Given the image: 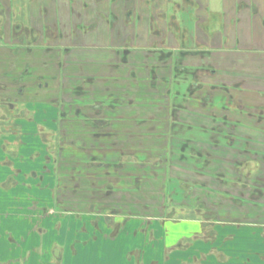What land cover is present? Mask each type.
Wrapping results in <instances>:
<instances>
[{
  "label": "crops",
  "instance_id": "crops-1",
  "mask_svg": "<svg viewBox=\"0 0 264 264\" xmlns=\"http://www.w3.org/2000/svg\"><path fill=\"white\" fill-rule=\"evenodd\" d=\"M14 5L0 0V104L22 106L23 133L44 140L47 126L63 146L54 144L59 153L49 162L29 163L21 153L34 154V140L22 141V168L2 160L18 142L1 107L0 134L9 136L0 142V264H48L37 250L57 244L48 237L56 193L64 197L61 215L80 213L73 250L67 243L57 256L65 264H264V0H221L220 8L184 0L171 9L168 0H38L27 22L15 20ZM181 12L192 21L186 27ZM86 77H94L90 86ZM175 99L188 102L179 117L189 123L172 120L159 137L157 118H173ZM91 101L100 108L84 105ZM171 138L183 141V152L172 145L166 155L154 145ZM121 153L138 159L116 164L123 174L114 175ZM154 156L180 162L166 176L137 172ZM5 165L28 179L6 187ZM94 222L104 234L96 238L99 256L78 236Z\"/></svg>",
  "mask_w": 264,
  "mask_h": 264
},
{
  "label": "rangeland",
  "instance_id": "rangeland-1",
  "mask_svg": "<svg viewBox=\"0 0 264 264\" xmlns=\"http://www.w3.org/2000/svg\"><path fill=\"white\" fill-rule=\"evenodd\" d=\"M12 1L15 4L14 5V12H15V17H16L15 20H17V17L20 18L19 20H21V19L26 20L29 17V15H28V13H29L28 8L30 9V11L32 10V12H33L34 10H36V5L38 6V0H12ZM168 1H169V3L171 5H168L166 7H168L169 9H171V8L175 7L173 5H176L177 3H179V4L182 5L184 0H168ZM220 1L221 0H214V3L217 4V6L219 8L221 7V6H219ZM16 3L21 4V6L19 7V5H16ZM32 4H33V6H32V9H31V5ZM178 12H180V11H178ZM185 14H187V13H185ZM185 14L183 12H181L180 13V16H179V17L184 18V19L186 18V20L181 21V26L182 27H186V26H188V23H192L191 20L188 21V17ZM26 22H27V20H26ZM217 23L218 22L214 19L211 22V24L210 23H207L206 26L209 27V26H212V24L213 25H217ZM96 68H98L96 70V72H99L100 71L99 70L100 67L96 66ZM119 71L120 72H124L122 69L119 70ZM112 73H114L113 68H112ZM89 78L90 77H86L85 78V84L87 86H90V84H91V80L90 79H93L94 77H91L90 79ZM97 78H99V77H97ZM176 97H178V96H176ZM115 100H119L118 103H121L122 102V100L120 98H118V97L115 98ZM173 102L174 103H172L171 106H172V108L174 107L173 108L174 109V116L173 115L171 116V117H173V118H171V120H170V116H169V115H171V112H169L167 114L165 113V116H163V117H161V116H159L158 118L156 117L158 119L157 125L159 127L164 126L163 128L161 127L163 130L162 131H159V133H158L159 137H160V135H161L162 132H164V131L165 132H168V126L169 125H172L174 122H175V124H180V125H187L189 123L188 122L189 121V117L188 116H185L184 117L182 115L181 116V119L179 117L180 116L179 115V108H182L184 110L187 109L188 108V102L186 100H183V99H181L180 101H176V99H175V101H173ZM179 104H180V106H179ZM164 106L165 107L168 106V102L167 101H166V103L164 102ZM1 107H2V110H4V112H5L4 115H6V119L10 120V124L13 125L12 128H14L15 129V132L17 133V134H15V139L18 142V144L16 143V144L12 145V147L15 148V151H9V152L4 151L5 155L3 156L2 160H4V161H6V159L7 160H11V161H13L15 163V167L22 168L18 164V161L21 160L22 158L21 157H18L17 153L20 151V148H21V145H22L21 142L22 141H28V140H34L33 143L35 145V149H34L35 151H34V154L33 153H28V152H25V151H23L21 153L22 156H24V157L27 158L25 162H29V163L32 162V163H34V160H31L33 157H37V158H35V163H38V161H37L38 159H44L47 162H49L50 161L49 160V157L52 156L54 158V157L57 156V154L59 153V151H58V149L55 148V146L60 149L63 145H62V143H59L58 142L59 141V137H58L59 134H57V132L53 128H49V127L45 126V130H44V132H45V139L44 140L42 138L43 135L42 134H37V132L35 133V130H33L31 133H23L24 131H23V128L21 127V124H23L24 121L26 119H28V117L27 116H25L23 118H19L18 117V113L21 110H24V109H21L22 106L16 105L15 107H17V109L15 111H13L14 108H12V107L10 108L8 105H6V103L4 105L0 104V109H1ZM21 120H24V121H21ZM172 120H174V122ZM180 125H178V126H180ZM177 130H178V128H177ZM177 130H175V132H177ZM185 130L186 131H183L184 134L182 133V135L187 136L189 133H188L187 129H185ZM97 134H98V137H103V138H105L106 136H110L108 134V132H101V133H97ZM97 134H95V135H97ZM177 135H181V134L179 133ZM8 136H9L8 133H4L3 132V134H0V142H1V140L3 141ZM63 138H64V136L61 135V139H63ZM86 138L90 139L91 138V133L90 134H87ZM94 138H96V137H94ZM99 140H101V139H99ZM156 140H157V137H155V140L154 141L157 142ZM186 140L187 139H185L184 141L187 142L188 140L187 141ZM167 141H169V139H167ZM74 142H75V140H74ZM90 142H92V141L91 140L86 141V145H89ZM182 142L183 141L180 142L179 139L173 140V138H171L170 139V142L168 143L169 145L166 143V139L163 142H160L158 144L156 143L154 145H158V147H162V148L164 146V149L166 151L165 154L166 155L167 154H170L171 155V154H173L172 153V147L174 145L180 147L181 148V152L184 151V147L185 146L182 144ZM80 143H82L83 145H85V143H83V142H80ZM54 144H55V146H54ZM168 146H171L170 147V150H169V147ZM167 148H168L169 151H167ZM62 150L64 151L66 149H62ZM88 150H86V151H88ZM161 150H163V149H161ZM96 152H98V150ZM70 153H72V152H70ZM182 154L183 153L180 154V156H181L180 159L183 158L182 157L183 156ZM184 154H186V153H184ZM150 155H151V152H150ZM85 156L89 158L88 160H90L91 157L89 155H87V153L85 154ZM112 157L115 158V154H112ZM136 157H138V156H136ZM141 158H142V156H141ZM167 159H168V162L167 163L165 162L163 168H159L158 170H155V168L153 166H154V163H155V160L156 159H152L151 160L152 161L151 162L152 164L147 165L146 166L147 169L144 168L142 165H140V166H138V169L140 171L137 170V172H142V173H147V174L148 173L157 172V173H160L161 175H164L165 174V176H166L167 173L171 171V166L174 164V162L175 161L180 162V160H178V158H176L175 156H169V157L167 156V157H165V160L166 161H167ZM63 160H64V162H69L70 163V162H73L74 159H72V158H65ZM88 160L86 162H88ZM91 160H93V159H91ZM97 160H99V161H106V159H104L103 157H100V159H97ZM40 162H43V161H40ZM116 162H117V160H115L114 163H112V164L114 165V164H116ZM89 165L92 167V164L89 163ZM54 167H55V165H54ZM113 167H114L115 170L112 169V172H114L112 174H114V175H121V174H123V172L121 170L115 168L117 166L114 165ZM46 168H48V166H46ZM70 168H71V165H70ZM5 169L10 173L9 179L7 181H5V183H7L6 184V187H12L13 188V187H15L17 181L24 180V182H25L26 179H28L27 178L28 175L26 174V172L24 174V170L22 172L23 173L22 176L19 177V174H20L19 172L20 171L14 169L13 167H10L9 165H7L5 167ZM168 169H170V171H168ZM104 171L105 170H102L103 173H104ZM160 174L158 176H160ZM150 175H154V174H150ZM29 177H31V175H29ZM62 181L60 183L58 181H56V184H58V185L60 184V188H63V184H65L64 180H62ZM74 182H75L74 179H73V181H70L69 182L70 187H69V190H68V194L72 193L73 186L71 184H73ZM70 190H72V191H70ZM17 192L18 191H15L14 194L12 192H9L7 194V196H6V200L7 199L15 200V198H13V196L15 197L17 195ZM31 193L32 192H29V195ZM63 199H64V197L59 198L58 195H57V193H56V196L55 195H52V199L49 202L50 207L55 208V212L56 213L54 215H52V217H51V220L50 221L52 222L51 223V226H53V228H52L51 232L48 234V237H52L53 239H55L57 241V244L55 245V247H48V248H46V250H49L50 253H43L42 250L44 249V246L39 247L38 250H37V254H39L40 256L41 255L42 256H50L48 258V260H45L48 264H65L63 261L57 260V256L60 255L61 249L64 248L67 243H68V250H69V252L71 250H73L71 243L74 242L73 241V237L75 236V234L77 232V229L73 226L74 218H75L74 215L80 216V213L79 212H67V211H65L66 214L64 213L63 215H61L60 213H62V211H64V210H66V207L65 206H62V203H60V201L61 200L63 201ZM71 199H72V196H68L67 197V200H71ZM159 199L161 200V198H159ZM167 199H168V202H170L171 198H169V196H168ZM0 206H3L2 205V202H0ZM93 208L96 209V210L98 209L95 204H94ZM101 209H102V207L99 208L98 210H101ZM8 210H10V209L8 208ZM12 212H13V210H10V212H7V213L11 214ZM24 216H21V218L19 220L23 219ZM26 216H27L26 218H28L29 216H33V214H26ZM56 217H58V220L55 219ZM61 223H62V226H61ZM70 223H72V225ZM102 233H103L102 228H100L99 224H97L96 222H94V224L93 225H90L87 229L84 227V225L81 226V233H79L78 236H79V239H81V240L82 239H85V240H88V241L90 240V242H88L89 247L93 248L96 251L97 256H99V250L97 248V242H98V240L96 238L99 237L101 239L103 237V235H104ZM37 234L39 236L43 237V235L41 234L40 231H38ZM110 237H112V236H110ZM78 246H80V245H78ZM111 246H112V241H111ZM73 254H74V252H73ZM53 258H54V260H52ZM22 263H23V261L20 264H22Z\"/></svg>",
  "mask_w": 264,
  "mask_h": 264
},
{
  "label": "trees",
  "instance_id": "trees-1",
  "mask_svg": "<svg viewBox=\"0 0 264 264\" xmlns=\"http://www.w3.org/2000/svg\"><path fill=\"white\" fill-rule=\"evenodd\" d=\"M161 33V31H160V29L157 27L156 28V30H155V34L156 35H158V34H160ZM162 55H164V54H162ZM163 56H161V58H162ZM153 72V78L154 79H156L157 78V74H156V72L155 71H152ZM119 100H115V103H117ZM92 103L94 102V104H96L97 102L96 101H91ZM91 104V103H90ZM59 151V150H58ZM122 155V156H121ZM94 156H92L91 158H90V160L91 159H95L96 157H94ZM123 154L121 153L119 156H118V162H116V164H117V166L118 165H123V164H125L126 162H128V161H134V162H136V160L138 159V158H136V157H134V158H128L127 160H125V159H123ZM152 159H156L155 160V163H154V166H161V165H163L164 164V162H165V158L164 157H158V156H154V157H150V158H148L147 160H146V162H149V163H151L152 161ZM93 160H91V162L93 161ZM103 163V162H102ZM107 164H109V163H106V166H107ZM116 164H114V165H116ZM113 165V166H114ZM186 184V187H188V185H189V183L187 182V183H185ZM184 184V185H185Z\"/></svg>",
  "mask_w": 264,
  "mask_h": 264
},
{
  "label": "flooded vegetation",
  "instance_id": "flooded-vegetation-1",
  "mask_svg": "<svg viewBox=\"0 0 264 264\" xmlns=\"http://www.w3.org/2000/svg\"><path fill=\"white\" fill-rule=\"evenodd\" d=\"M82 89H83V87H82ZM82 89H80V90L82 91ZM83 90L85 91V89H83ZM84 105L87 107H92V108H97V109L100 108V102H97L95 105H91L90 102H86V103H84Z\"/></svg>",
  "mask_w": 264,
  "mask_h": 264
}]
</instances>
